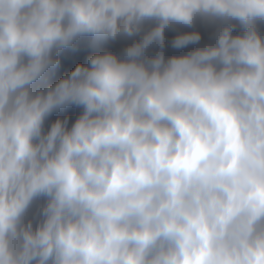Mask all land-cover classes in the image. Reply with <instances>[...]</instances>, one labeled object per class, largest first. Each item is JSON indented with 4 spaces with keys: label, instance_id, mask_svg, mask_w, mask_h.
Listing matches in <instances>:
<instances>
[{
    "label": "clouds",
    "instance_id": "1",
    "mask_svg": "<svg viewBox=\"0 0 264 264\" xmlns=\"http://www.w3.org/2000/svg\"><path fill=\"white\" fill-rule=\"evenodd\" d=\"M0 264H264V0H0Z\"/></svg>",
    "mask_w": 264,
    "mask_h": 264
}]
</instances>
